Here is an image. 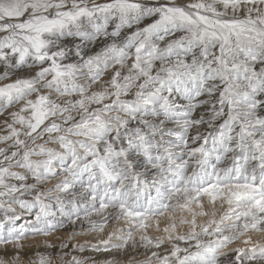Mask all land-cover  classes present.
Listing matches in <instances>:
<instances>
[{"label": "snow or ice", "instance_id": "obj_1", "mask_svg": "<svg viewBox=\"0 0 264 264\" xmlns=\"http://www.w3.org/2000/svg\"><path fill=\"white\" fill-rule=\"evenodd\" d=\"M0 264H264V0H0Z\"/></svg>", "mask_w": 264, "mask_h": 264}, {"label": "bare ground", "instance_id": "obj_2", "mask_svg": "<svg viewBox=\"0 0 264 264\" xmlns=\"http://www.w3.org/2000/svg\"><path fill=\"white\" fill-rule=\"evenodd\" d=\"M81 239H83V238H81ZM41 251H43V249H41Z\"/></svg>", "mask_w": 264, "mask_h": 264}]
</instances>
